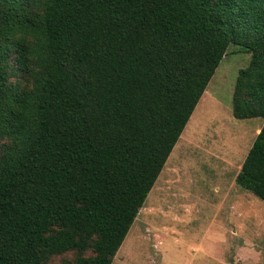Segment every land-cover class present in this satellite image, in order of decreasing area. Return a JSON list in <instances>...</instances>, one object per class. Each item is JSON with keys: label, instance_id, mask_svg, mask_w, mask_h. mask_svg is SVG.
<instances>
[{"label": "trees", "instance_id": "trees-1", "mask_svg": "<svg viewBox=\"0 0 264 264\" xmlns=\"http://www.w3.org/2000/svg\"><path fill=\"white\" fill-rule=\"evenodd\" d=\"M229 45L264 120V0H0V264H110ZM235 183L264 205V121Z\"/></svg>", "mask_w": 264, "mask_h": 264}, {"label": "rangeland", "instance_id": "rangeland-1", "mask_svg": "<svg viewBox=\"0 0 264 264\" xmlns=\"http://www.w3.org/2000/svg\"><path fill=\"white\" fill-rule=\"evenodd\" d=\"M248 60L227 47L110 264H264V205L235 183L264 121L231 115Z\"/></svg>", "mask_w": 264, "mask_h": 264}]
</instances>
